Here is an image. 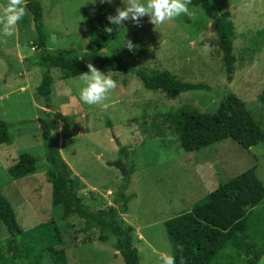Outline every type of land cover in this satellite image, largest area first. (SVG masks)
<instances>
[{
    "label": "rangeland",
    "instance_id": "obj_1",
    "mask_svg": "<svg viewBox=\"0 0 264 264\" xmlns=\"http://www.w3.org/2000/svg\"><path fill=\"white\" fill-rule=\"evenodd\" d=\"M39 1L47 49L82 52L86 51L87 41L83 21L126 4V0H113L112 4H102L100 0ZM210 1L228 15L233 25L232 53L236 61L232 81L224 89L246 103L264 132V105L257 101L264 84V0H254L250 10L245 7L249 0ZM6 3L0 0V15ZM189 8L191 17L181 15L162 25L154 26L147 16L141 19L140 26L128 21L127 31L119 33L97 54L118 57L148 74L169 71L182 81L206 83L218 89L217 94L195 91L167 98L160 91L144 89L134 75L106 72L118 87L110 93L105 110L80 100L83 85L75 77L58 80L51 87L56 127L47 143L57 148L70 170L76 195L91 211L112 205L119 174L106 163L117 158L118 145L133 146L136 165L127 193H134L135 198L127 213L119 215V221L130 234L139 264H163L161 254L170 255V246L162 223L189 211L218 181L254 166L264 187V142L246 150L224 140L199 151L185 152L179 148L170 124L161 118L181 107L213 113L225 85L217 39L210 24L199 8ZM34 37L28 11L14 35L0 33V51L6 58H0V121L8 125L9 135V141L0 145V192L24 232L52 223L60 243L56 244L48 234L46 241L54 249L65 250L71 264H123L112 248L96 240V230L82 233V220L75 216L61 220L58 208L51 205L50 184L45 177L48 165L35 123L47 109L35 92L40 70L26 63L33 53ZM125 40L136 46L133 51L124 47ZM56 74L52 71V75ZM20 153H29L38 162L34 173L13 181L7 169ZM246 225L254 249L264 247V200L247 214ZM6 236L0 223L1 241ZM30 240L25 237V242ZM3 245L4 242L0 249L6 264H17L3 253ZM41 246L31 244L26 252L32 255L33 249L37 251ZM210 264H245V258L227 245ZM258 264H264V254Z\"/></svg>",
    "mask_w": 264,
    "mask_h": 264
},
{
    "label": "trees",
    "instance_id": "obj_2",
    "mask_svg": "<svg viewBox=\"0 0 264 264\" xmlns=\"http://www.w3.org/2000/svg\"><path fill=\"white\" fill-rule=\"evenodd\" d=\"M25 6L35 33L32 40L33 53L26 58V63L40 70V81L35 92L47 109L44 117L37 118L35 123L40 130L44 160L48 165L45 177L50 184L51 205L58 208L61 220L71 216L82 220V233L96 230V240L112 248L123 264H139L137 250L131 242L130 234L121 227L119 221V215L127 213L129 203L135 198L134 193H127L136 165L137 156L133 146L118 145L117 158L106 163L119 174L112 205L105 210L91 211L76 195L73 182L69 178L70 170L59 156L57 148L47 143L51 130L56 127L50 98L52 84L54 81L66 80L88 72L87 64L92 63L103 73L121 72L124 75H134L144 89L160 91L167 98L195 91L217 94L218 89L206 83L182 81L169 71L148 74L142 68L123 63L118 57L98 55L97 51L115 40L124 30L112 25L107 19L109 15L116 14V9L107 10L83 21L87 41L86 51L82 52L72 49H47L40 1L25 0ZM189 6L197 7L203 12L217 39L225 85L213 113H199L181 107L174 112L164 113L161 118L170 124L179 148L185 152L199 151L224 140H231L246 150L263 143L264 132L255 123L246 103L224 89L232 81L236 61L232 53V22L228 15L220 12L210 0H192ZM126 26L127 22L124 27ZM109 27L113 28L112 33L105 31ZM0 58L6 59L1 51ZM52 71L57 74L52 75ZM257 101L264 105V84ZM161 124L160 122L159 125ZM8 141V125L0 121V145ZM115 143L119 144L116 139ZM37 162L38 159L33 155L20 153L7 169V174L11 180H19L34 173ZM262 200L264 187L256 176L255 167L252 166L228 180L218 181L216 187L194 202L189 211L165 220L162 225L170 246V255L175 257L176 264H210L227 245L244 256L245 264H258L264 254V247L254 249L246 218ZM0 223L7 233V236L2 238L3 241L0 239V244L4 242L3 253L8 255L12 262L67 264L65 250L54 249L46 241L50 235L56 244L60 243L57 229L52 223L38 225L24 232L16 221L10 203L1 192ZM51 226L53 228L49 229ZM25 237H31L29 243L25 242ZM35 243L41 244L43 248L37 251L33 249L32 255L27 254V249ZM1 251L2 249L0 264H6Z\"/></svg>",
    "mask_w": 264,
    "mask_h": 264
},
{
    "label": "clouds",
    "instance_id": "obj_3",
    "mask_svg": "<svg viewBox=\"0 0 264 264\" xmlns=\"http://www.w3.org/2000/svg\"><path fill=\"white\" fill-rule=\"evenodd\" d=\"M113 0H100V3L112 4ZM254 0H249L245 4L247 9L253 7ZM192 0H126L123 7L116 8L115 15H109L108 21L117 26L124 27L125 22L131 21L136 26H140V21L143 17H149V22L156 25H162L172 21L181 15L192 16L189 5ZM27 14L25 0H7L0 15V33L4 36H12L17 30L18 23ZM113 28H106L107 33H112ZM124 47L129 51H133L136 46L130 40H125ZM88 72L81 73L75 78L77 82H82L79 97L80 100L88 105H98L103 109H107L109 104L106 101L109 99L110 93L118 87L117 82L110 74H105L98 70L92 63L87 64ZM182 250V249H181ZM163 264H176L173 255L161 254Z\"/></svg>",
    "mask_w": 264,
    "mask_h": 264
},
{
    "label": "crops",
    "instance_id": "obj_4",
    "mask_svg": "<svg viewBox=\"0 0 264 264\" xmlns=\"http://www.w3.org/2000/svg\"><path fill=\"white\" fill-rule=\"evenodd\" d=\"M58 81V80H57ZM54 82H56V81H54ZM53 82V83H54ZM53 85V84H52ZM44 111V110H43ZM65 257H66V262H67V264H71V262H70V260L68 259V254H67V252L65 251ZM76 264H77V262H76Z\"/></svg>",
    "mask_w": 264,
    "mask_h": 264
}]
</instances>
